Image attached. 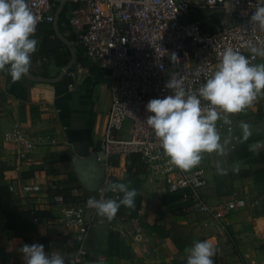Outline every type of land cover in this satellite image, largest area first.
Segmentation results:
<instances>
[{
    "label": "crops",
    "instance_id": "1",
    "mask_svg": "<svg viewBox=\"0 0 264 264\" xmlns=\"http://www.w3.org/2000/svg\"><path fill=\"white\" fill-rule=\"evenodd\" d=\"M70 9L68 0H56L53 22L42 25L32 37L38 38L40 30L45 31L39 34L41 39L50 32L47 38L51 42L43 43L39 39L29 72L55 78L72 61L69 72L76 74L72 89L68 87L71 80L67 74L60 82L49 84L24 77L13 82L6 71L0 72V186L9 189L13 212L36 211L41 213L42 220L33 230L12 229L0 213V264H24L19 251L22 244H41L46 254H60L64 264H186L185 248L199 240H209L215 245L214 264H264V175L250 174L252 170L263 168V164L249 162L250 167L239 168V171L248 172L243 178H233L237 171L229 172V181L238 188L246 206L224 213L225 232L219 234L202 229L208 217L193 209L189 201L181 198L171 201L164 180L151 176L141 162L142 168L138 171L130 166L128 157L116 158L109 182L127 183L130 189L136 190L135 206L127 217L141 211V226L151 239L153 253L140 251L124 229L115 223L117 216L109 221L87 206L89 197L97 199V193L81 184L72 159L83 160L98 149L105 131L111 93L107 76L100 77L98 82L90 80L92 75L83 64V50L73 42L67 26ZM53 52L67 63L58 66ZM246 112L235 115L234 132L221 138L242 133L238 129L240 122L250 123ZM15 124L37 142L35 150L24 161L18 159L15 147L3 140L4 133ZM251 129L248 149L261 152L264 150V121ZM257 134L261 139L255 141ZM128 135L129 124L126 123L117 136L125 139ZM204 171L206 186L200 191L201 199L222 208L233 191L219 201L208 200L209 178L206 169ZM24 185H39L40 192L25 194L22 192ZM57 191H66L65 197L84 205L86 217L91 220L84 257H75L76 231L58 222L59 211L53 197L64 194ZM212 193L217 197L214 188ZM69 204L74 203L70 200Z\"/></svg>",
    "mask_w": 264,
    "mask_h": 264
},
{
    "label": "built area",
    "instance_id": "2",
    "mask_svg": "<svg viewBox=\"0 0 264 264\" xmlns=\"http://www.w3.org/2000/svg\"><path fill=\"white\" fill-rule=\"evenodd\" d=\"M56 0H27L38 19L36 31L54 20ZM68 26L84 56L107 71L111 104L104 134L93 154L95 164L103 176L95 190L97 200L117 199L118 193L105 191L116 158L138 155L140 162L153 177L164 180L167 192L177 194L191 203L193 209L208 219L203 230L224 233V213L246 206L244 198L233 191L231 199L222 208L205 203L200 191L206 186L202 168L183 171L167 162L159 141L146 119L149 100L172 95L165 88L170 78L183 81L189 94L195 92L206 76L219 62V53L227 47L239 50L252 64L264 57L252 54L247 44L261 46L264 30L248 23L251 14L264 0H68ZM246 28V30H245ZM175 54L177 58L171 59ZM72 89L76 78L67 73ZM204 103V102H202ZM231 125L217 121L220 136L232 134L236 116H230ZM129 124L125 139L117 136ZM4 142L16 149L18 159L24 161L35 150L37 142L15 124L3 135ZM22 192L37 194L39 185H24ZM53 202L59 211L58 222L66 229L76 231L75 257H84L87 251L91 220L82 204H66L62 195ZM115 223L124 229L142 253L155 252L151 239L141 226V211L131 217H117Z\"/></svg>",
    "mask_w": 264,
    "mask_h": 264
},
{
    "label": "clouds",
    "instance_id": "3",
    "mask_svg": "<svg viewBox=\"0 0 264 264\" xmlns=\"http://www.w3.org/2000/svg\"><path fill=\"white\" fill-rule=\"evenodd\" d=\"M248 23L264 30V6L257 7ZM38 19L27 0H0V72L6 71L13 82L26 76L31 67V57L37 51L38 40L33 39ZM246 30V28H245ZM261 46L248 42L249 51L264 57ZM219 62L195 91L186 92L183 81L170 78L165 88L172 95L148 101L146 119L159 141L169 165L183 171L199 166L204 153L225 156V146L230 142L221 136L217 121L231 125L230 116L252 107L257 97L264 94V63L252 64L239 50L225 48L219 53ZM177 58L175 54L171 59ZM204 102V103H202ZM242 141L252 135L251 125L241 121ZM218 174L227 170L217 162ZM234 171H239L236 167ZM105 191L122 194L118 199L89 197L87 206L109 221L115 218L121 206L133 208L137 192L127 183L109 182ZM24 264H64L60 254L45 253L41 244H22L19 248ZM186 264H214L215 245L209 240L193 241L185 248Z\"/></svg>",
    "mask_w": 264,
    "mask_h": 264
},
{
    "label": "trees",
    "instance_id": "4",
    "mask_svg": "<svg viewBox=\"0 0 264 264\" xmlns=\"http://www.w3.org/2000/svg\"><path fill=\"white\" fill-rule=\"evenodd\" d=\"M71 10V9H70ZM44 25H49V24H44ZM67 26H68V20H67ZM69 27V26H68ZM70 28V27H69ZM40 29V28H39ZM38 29V30H39ZM38 30L36 33H38ZM45 31H41L39 34H43ZM35 37V39L41 40L43 43H48L51 42V40H48V36L51 35L50 32H46V35L44 37L39 38ZM70 34L73 39V42H75V35L73 34L72 29L70 28ZM76 43V42H75ZM79 46V45H78ZM81 47V46H79ZM83 50V49H82ZM52 55V54H50ZM53 55L56 60V64L58 66H63L67 63L66 59H61L59 54L57 52H53ZM83 64L86 65L87 69L89 70V74L92 75V78L90 80H94L95 82H98L100 77L102 76H107L108 73L104 69L100 68L97 64L92 63L89 61L86 57L83 61ZM235 156L237 157L238 160L243 161V162H253L256 164H263L264 166V150L261 152H252L249 150L246 146L242 145L239 146L236 151H235ZM128 160L130 161V166H132L136 170H140L142 168V165L140 163V158L138 155H131L128 157ZM252 175H264V167L261 169L257 170H252L251 173ZM248 175L247 171H238L234 173L232 176L233 178H243ZM231 176V175H229ZM116 183V182H113ZM57 193L64 194V201L66 204L70 203V200L72 203H76V200L74 198L68 199L66 196L67 192L66 191H57ZM122 194L118 193V197H121ZM107 199L110 198L109 195L106 196ZM181 198L180 195L177 194H171V201H178ZM78 204V203H77ZM73 205V204H72ZM132 208H125L124 206H121L119 211L117 212L116 216L117 217H127V213L129 210ZM0 213L6 220V223L9 227L12 229H19V230H33L35 227L41 223V213L36 212V211H31V212H13L11 201H10V192L9 189L5 186H0ZM76 264V263H73Z\"/></svg>",
    "mask_w": 264,
    "mask_h": 264
},
{
    "label": "rangeland",
    "instance_id": "5",
    "mask_svg": "<svg viewBox=\"0 0 264 264\" xmlns=\"http://www.w3.org/2000/svg\"><path fill=\"white\" fill-rule=\"evenodd\" d=\"M261 63H264V61ZM252 108H254L255 111H253ZM246 110L247 112H246L245 117L250 118L249 119L250 123L248 124L251 125V128L253 126L256 127V125H258L261 121H264V94L259 95L257 97V100L254 102V105ZM238 129L241 130L240 127H238ZM259 136L260 135L257 134V138L255 141H258L261 139ZM224 139H229L230 141L225 146L226 155L218 156L216 153H211V154L204 153L201 163L199 164V166H197L198 168L206 169V172L209 178L206 193L209 198L208 200L210 201L212 200V202L219 201L222 197H226L230 192L234 190L238 191V188L235 187L233 183L229 181V172H234V169L236 167L238 168L250 167L249 162L240 161L235 156V151L239 146L244 145L247 148H250L249 145H248L249 147L247 146V142L249 143L248 141L249 138L248 140L241 142L242 133H240V135L237 134V135L225 136L221 138V142H223ZM252 139H255V138H252ZM217 162H220L221 167L227 170L226 175L218 174ZM212 188L215 189V194L217 197L213 195Z\"/></svg>",
    "mask_w": 264,
    "mask_h": 264
},
{
    "label": "water",
    "instance_id": "6",
    "mask_svg": "<svg viewBox=\"0 0 264 264\" xmlns=\"http://www.w3.org/2000/svg\"><path fill=\"white\" fill-rule=\"evenodd\" d=\"M62 5V4H61ZM72 66V61H70L66 66H64L58 76L55 78H44L42 76H36L32 73H28L24 78L32 82L37 83H57L60 82L63 77L69 72V69ZM73 164L78 172L79 180L81 184L88 191H95L98 186V180L103 176L102 171L95 166L94 156L84 158L83 160L72 159Z\"/></svg>",
    "mask_w": 264,
    "mask_h": 264
}]
</instances>
